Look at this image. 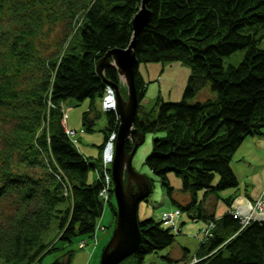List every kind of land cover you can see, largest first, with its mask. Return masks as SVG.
Masks as SVG:
<instances>
[{
	"label": "trees",
	"instance_id": "trees-1",
	"mask_svg": "<svg viewBox=\"0 0 264 264\" xmlns=\"http://www.w3.org/2000/svg\"><path fill=\"white\" fill-rule=\"evenodd\" d=\"M141 1L0 0V16L9 2L22 25L0 49V203L9 208L0 219V264H34L52 252L60 254L50 264H72L74 250L67 244L81 236L82 248L87 241L82 237L105 232L99 218L106 203L115 223L114 194L106 201L101 192L100 162L119 118L95 99L102 97L107 80L118 84L124 97L127 87L114 64L105 67L104 75L95 67L108 50L125 48L133 39L132 20ZM145 6L149 18L135 37L140 64L180 61L190 71L180 99L158 95L154 111L142 113L148 81L137 70L140 101L134 126L155 134L145 163L179 212L191 211L193 219L205 222L202 228L213 223L195 255L180 264H264V219L241 228L233 209L217 216L214 203L205 205L209 196L238 186L233 155L248 136L264 135V33H259L264 0H148ZM60 20L70 31L66 46L50 56L39 50L36 55L32 38L44 21ZM248 27L256 29L245 31ZM237 49L245 50L242 60L225 65L224 57ZM206 88L209 96L195 101ZM69 97L90 98L82 120L88 130L104 116V139L95 160L81 153L66 132L62 100ZM127 143L131 149L132 142ZM98 166L101 170L91 180L88 173ZM170 171L182 177L190 200L174 198ZM199 190H204L200 199ZM231 197L224 198L229 206ZM54 218L57 234L47 238ZM162 222L138 218L140 243L127 258L142 262L146 254L174 243L176 233ZM99 243L98 237L90 256Z\"/></svg>",
	"mask_w": 264,
	"mask_h": 264
},
{
	"label": "rangeland",
	"instance_id": "rangeland-1",
	"mask_svg": "<svg viewBox=\"0 0 264 264\" xmlns=\"http://www.w3.org/2000/svg\"><path fill=\"white\" fill-rule=\"evenodd\" d=\"M12 5L9 2H6L5 12L0 16V49L4 50V42L7 39L12 38L15 30H18L21 25L20 19L14 16V12L10 8ZM44 28L32 38L34 45V51L37 55V50H39L40 55L43 57L50 56L51 53L58 51L61 47L66 46L67 41H65L66 36L69 35L70 31L68 30L67 23L65 20L57 21L56 23H47L44 21ZM259 33H264V28L259 27ZM256 28L248 27L245 31H254ZM77 37H75L76 39ZM76 41V40H74ZM65 43V45H63ZM264 44V38L260 42ZM4 53V51L2 52ZM0 53V61L1 54ZM245 50L237 49L229 55L224 57L225 65L232 63L238 64L244 57ZM139 70L143 73L145 80L148 81V87L146 95L142 100L143 109L141 112L145 111H154L157 97L156 95L161 96L164 100H178L182 97L185 83L187 82L189 67L180 62V61H170V62H141L139 64ZM121 79V78H120ZM122 81V80H121ZM123 83V82H122ZM202 89L197 93L195 101L199 96L205 98L209 96L206 91H209L206 88ZM212 91V90H211ZM211 93V92H210ZM63 101V110L65 116L66 127L73 129L71 137L74 140L73 143L76 144L81 153L89 155L92 157V160H95V157L99 155L100 145L104 139V127L105 120L104 116L97 119L94 124L93 130H88L87 126L83 124V112L87 110L91 104L89 97L78 101L75 98L69 97ZM95 103L100 107V99L96 98ZM67 129V128H66ZM154 133L149 132L145 134L144 141L138 146L136 152L133 156V166L137 171L147 174L153 182L152 191L150 194L143 200L139 202L138 216L140 219L146 218H160L162 215L161 210H164V204H169L167 202V191L166 187L161 184L158 176L151 171L149 166L145 163L146 157L152 148ZM258 137L257 135H253ZM2 145V144H1ZM258 162L259 165H252L253 163ZM232 166L237 165L239 167L236 171L239 184L236 187H228L226 189L219 191V197L217 198V211L218 214H223L226 208L229 207L226 199L230 195L232 196L231 205L235 201L248 202L251 204V198L254 194L263 193L264 194V142L262 141L260 147H256L253 143H247V140H244L240 144L239 148L236 150L232 158ZM112 165H110L111 167ZM236 168V167H235ZM100 166L97 168H91L89 178L94 180L97 178ZM101 170V169H100ZM110 173V172H109ZM112 175V174H111ZM168 180L173 186V196L174 198L179 197L180 194H186L185 190L182 188V177L176 174L174 171L168 173ZM112 180V179H111ZM262 190V191H261ZM203 191L199 190L198 198L203 197ZM259 196V195H258ZM116 203L115 196L113 199ZM255 202V201H254ZM254 202L252 203L254 207ZM230 205V206H231ZM8 206L5 202L0 203V219ZM237 209V208H235ZM239 210V209H238ZM240 211V210H239ZM252 209L249 212H251ZM178 220L179 227L172 229L175 234V241L172 245L159 249L156 252H150L145 255V258L142 262H138L134 257L125 258L119 264H180L184 257L191 258L195 255V252L199 246V243L206 236L202 231L203 228L199 227L197 223L203 222L202 219H198L196 222L195 219L191 217V211L187 209H182ZM113 212L112 208L108 203L104 206V211L102 216L99 218V221L104 222L101 225H106L105 232H100L98 244V250L94 256H90L89 249L93 247L98 240L96 235L92 237L84 236L86 244L81 248L79 247V241L81 236L75 237V239L67 244L66 249L70 248L74 250L72 264H99L100 255L104 245L108 242L110 235L114 229L115 223L113 222ZM253 216L264 219V210H256L253 212ZM58 223L57 219L54 218L48 230L45 232V237L54 238L57 234ZM211 234V230L209 231ZM60 242H58L59 244ZM60 253L52 252L47 253L42 257L41 260L34 262V264H50L54 258ZM167 254L172 258L168 259ZM185 254V256H184ZM179 263H178V262Z\"/></svg>",
	"mask_w": 264,
	"mask_h": 264
},
{
	"label": "water",
	"instance_id": "water-1",
	"mask_svg": "<svg viewBox=\"0 0 264 264\" xmlns=\"http://www.w3.org/2000/svg\"><path fill=\"white\" fill-rule=\"evenodd\" d=\"M142 0L140 9L135 12L132 20L134 37L125 48L108 50L96 62L97 72L104 75V69L114 64L122 82L127 87V97H124L120 86L111 81L115 91V111L119 118L116 139L114 140V160L111 166L113 190L116 200L115 225L108 242L104 245L99 264H119L127 256L137 250L141 231L138 224L139 202L152 191V179L145 173L137 171L133 166V156L138 146L144 141L145 134L134 126L139 96L135 75L139 69V60L135 55V37L149 18V11ZM132 142V148L127 142Z\"/></svg>",
	"mask_w": 264,
	"mask_h": 264
},
{
	"label": "built area",
	"instance_id": "built-area-1",
	"mask_svg": "<svg viewBox=\"0 0 264 264\" xmlns=\"http://www.w3.org/2000/svg\"><path fill=\"white\" fill-rule=\"evenodd\" d=\"M113 86L110 84H106L105 87V91L104 94L102 96V100H101V106L103 109L108 110V109H114L115 108V92H114V88H112ZM72 131H74L73 129H66V132L69 133L71 135V133H73ZM117 136V132L113 131L109 134L106 143L103 147V153H102V161L101 163V168H102V174H103V188L101 190V192L104 195V199L107 201L108 197H110L109 193L113 192V182H112V176H111V170H110V165L112 164L113 160H114V143H115V139ZM110 147V148H109ZM254 207L252 205V211L251 212H247V213H241L238 209H233V215L239 219V221L245 226L247 224H249L254 216H253V212L256 210H264V194L261 192L259 196H257V198L254 200ZM180 210L178 208H172L170 210H166L162 213L161 215V219H162V223L166 226L171 227L172 229H176L177 227H179V216L181 214V212H179ZM213 223H210L208 226L203 228V233L205 235H209L210 234V230L212 229ZM86 244V242H81L80 246H84ZM194 259H196V257H194Z\"/></svg>",
	"mask_w": 264,
	"mask_h": 264
},
{
	"label": "crops",
	"instance_id": "crops-1",
	"mask_svg": "<svg viewBox=\"0 0 264 264\" xmlns=\"http://www.w3.org/2000/svg\"><path fill=\"white\" fill-rule=\"evenodd\" d=\"M143 74V73H142ZM143 76V75H142ZM144 77V76H143ZM145 79V78H144ZM147 81V80H146ZM207 92V94H208V91H206ZM158 95H156L155 97H157ZM201 97H203V96H199V99H203V98H201ZM245 140H247V143H249V144H251V143H253V145H255L256 147H260V144H261V142L263 141L264 142V135H262V136H258V137H254V136H248ZM254 164H256L255 166H258L259 165V163L258 162H255V163H253L252 165H254ZM233 168H234V170H235V172L236 171H240V170H238L239 169V167L236 165L235 167H234V165L232 166ZM237 173V172H236ZM262 191V190H261ZM258 195H260V193L259 194H254L252 197H250L251 198V204L250 203H248V202H243L242 200H241V202H238L237 203V201H235V203L233 204L232 203V205L231 206H229L228 208H226V210L227 209H235V208H237V209H239L240 210V212L241 213H247L248 211H250L251 209H252V203L254 202V200L257 198V196ZM168 197V196H167ZM190 197H191V195L189 194V193H186V194H180V196L179 197H177V199L180 201H187V200H190ZM217 198L218 197H216V196H209L207 199H206V202H205V205L207 206V207H211L212 205H213V203L215 204V206H216V204H217ZM167 202H169V204H164L165 205V207L163 208L164 210H161V212L160 213H163L164 211H168V210H170V209H172V208H174L175 207V205L172 203V201L170 200V198H167ZM217 209V207H215V213H216V215L218 216V215H221V214H218V211L216 210ZM254 219H262V218H258V216L256 217H254ZM180 222V221H179ZM196 222H198V220H196ZM198 225H199V227H203L204 225H205V222L203 221V222H199V223H197ZM184 259H188L187 257H184Z\"/></svg>",
	"mask_w": 264,
	"mask_h": 264
},
{
	"label": "bare ground",
	"instance_id": "bare-ground-1",
	"mask_svg": "<svg viewBox=\"0 0 264 264\" xmlns=\"http://www.w3.org/2000/svg\"><path fill=\"white\" fill-rule=\"evenodd\" d=\"M110 148V147H109ZM240 222V221H239ZM240 224H241V228H243L244 227V225L240 222Z\"/></svg>",
	"mask_w": 264,
	"mask_h": 264
}]
</instances>
